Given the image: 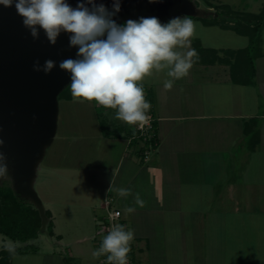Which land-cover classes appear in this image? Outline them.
I'll list each match as a JSON object with an SVG mask.
<instances>
[{
  "label": "crops",
  "instance_id": "crops-1",
  "mask_svg": "<svg viewBox=\"0 0 264 264\" xmlns=\"http://www.w3.org/2000/svg\"><path fill=\"white\" fill-rule=\"evenodd\" d=\"M233 11L230 16L235 20H227L236 27L240 19ZM262 11H241L240 15ZM193 18L203 27H219L247 39V47L232 51L250 48L248 34L223 28L221 23L209 24L206 17ZM263 31L264 26L254 58L242 53L244 64H253V75L243 68L234 73L232 66L239 63V55L230 61L223 56L228 50L204 46L193 36L190 47L198 60L189 75L176 81L170 91L164 82L158 86L151 82L156 141L151 143L148 160L144 152L150 143L130 134V125L123 122L117 133L103 127L96 137L101 148L92 144L95 152L88 159L70 163L73 169L68 178L75 184L77 177H91L87 191L101 206L100 215L92 209L84 211L87 221L96 225L115 210H110V199L121 211L118 222L134 230V264H264ZM212 67L214 71L206 75ZM57 138L69 145L70 139L58 136L57 129L51 145ZM80 140L73 141L77 145ZM120 188L130 189L131 195L121 197ZM136 194L143 207L136 203ZM128 207L135 211L126 213ZM50 216L54 221L55 216ZM90 236L71 243L69 257L49 254L47 264H96L90 248L82 245L93 240ZM61 239L58 234V242ZM98 246L97 242L94 249Z\"/></svg>",
  "mask_w": 264,
  "mask_h": 264
},
{
  "label": "clouds",
  "instance_id": "clouds-1",
  "mask_svg": "<svg viewBox=\"0 0 264 264\" xmlns=\"http://www.w3.org/2000/svg\"><path fill=\"white\" fill-rule=\"evenodd\" d=\"M120 4L121 0H113L109 10L102 0H77L75 7L68 0H0L4 7L14 6L33 39H39L42 30L55 45L62 33L68 34L69 47L78 49L76 58L62 60L59 68L70 75L74 102H95L96 106L116 110V119L142 126L148 122L151 108L143 81L164 73L168 79L163 87L170 91L176 81L189 75L198 60L196 50L190 47L196 26L186 16L167 23L153 16L118 24L113 17L120 11ZM54 67L56 62L51 59L43 65L37 60L33 70L48 74ZM3 143L0 139V146ZM7 172V158L0 151V177ZM117 191L121 197L131 195L130 189ZM135 200L144 206L139 194ZM134 211L132 207L125 209L126 213ZM134 237L133 229L113 224L92 255H106V264H129Z\"/></svg>",
  "mask_w": 264,
  "mask_h": 264
},
{
  "label": "rangeland",
  "instance_id": "rangeland-1",
  "mask_svg": "<svg viewBox=\"0 0 264 264\" xmlns=\"http://www.w3.org/2000/svg\"><path fill=\"white\" fill-rule=\"evenodd\" d=\"M191 1L193 2L195 8H197L196 10L200 12V15L206 17L210 21L214 20L216 23L221 24H224L227 21L224 19L227 11H229V13H231V10H235L238 13L241 11H253L258 13L262 11L261 9L264 7V0ZM185 4L186 5L182 10L181 15L191 12L189 1L187 0ZM209 4L214 7H211ZM220 14H222V16H218ZM191 20H193L196 26L194 36L199 37L204 46L224 49L228 50L226 52H231L232 50L242 49L247 45V39L236 35L234 32L223 31L219 27L206 28L203 27L197 19L192 17ZM116 22L121 24L126 21ZM262 39L264 46V33L262 35ZM226 52L222 55L227 57ZM256 52L257 50L254 51V54ZM228 58L231 61L233 56L228 55ZM213 69V67L208 69L205 74L210 76L211 72L214 71ZM243 69H245V67ZM167 78L168 77H166L164 73H160L158 75L154 74L152 77H146L143 81L146 95L148 94L152 96V87L155 88L156 85H160L159 83L164 82ZM151 82H153L155 86H152ZM69 83L70 82L61 87L63 90L58 95L59 111L56 127L58 136L64 135L70 139V142L68 143L69 145L67 146L65 141L57 138L55 143L51 145V147H48L49 149L46 148L47 155L40 165V171L38 169L39 172L37 173L38 175L34 184V189L42 201L46 216V212L50 211L49 213L53 214L55 219L52 221L53 218L51 216L50 218L47 216L50 220L45 224L44 232H46L48 236L40 233L42 228V222H40L37 238L28 240L27 242L22 243L20 241H13L4 234L0 233V262L3 258H5L8 252L17 247L23 248L31 245L35 246L37 251L36 254H33L34 252H28L26 254L14 255L9 261L10 264H47L49 262L48 260H50L49 256H51L49 254L51 253L56 255L62 253L63 256L69 257L70 254L67 252H70L72 247L71 243L84 235L93 236V240L90 239L86 243L82 244L85 248H90L91 255L92 251L96 250L94 249V244H97L98 242L100 245L101 243L99 238H101L100 236L102 235L98 232L99 224L101 222V225L105 223V218L108 214L103 216V220H98L96 225L95 222L87 221V212L84 211H87L88 209L90 211L92 209L93 212L100 215L99 212L101 210V206L100 204L96 205L99 200L94 201L90 195L91 193L87 191V187L89 186L87 182L91 180V177H88L89 180L88 178L81 179L80 177H77L78 179H76L75 184H73V181L68 178V175L71 174L69 170L73 169L71 168L70 163H73L74 159L81 162L83 159H88L91 152H95L91 146L92 144L96 145L97 150L101 148V141L100 139H96V137H99L100 133L104 131L101 124L102 122L105 123L107 128H114L115 133H117V128L121 126L123 122L115 118L116 110L114 109H106L102 106H96L95 102H92L91 104L88 102L79 103L74 102L72 97L69 99L68 96H71L70 89L68 88L64 90ZM146 100L148 101L147 98ZM86 137H88V139L85 141L84 138ZM77 139H81L80 141H82V143H77L76 145L73 140ZM84 142H87L88 144L84 145ZM4 154L7 158L8 172L6 176L0 177V207L5 199H10V203V201H14L15 196H17L25 201L31 208L37 210L35 204H33L30 199H26L25 197L19 195V193L15 190L14 180L11 174L15 157L13 153L4 152ZM84 175H82V177ZM64 179L67 180L63 181ZM67 181L70 184V189L69 185L67 187ZM108 202L110 204V210L116 209L112 200L109 199ZM91 205H96L95 208L98 207V210L92 208ZM10 213L11 215L13 214L14 218H18L22 215L19 219L20 222L24 221L26 218L27 219L24 222H32L31 215H29V217H24L23 213H19L20 216H18V211L14 206H10ZM11 215H9V217ZM10 219H12V217H10ZM33 219L36 220V217H33ZM58 234L62 235V239L59 242L57 240ZM92 259H94V262L97 264V258L92 257Z\"/></svg>",
  "mask_w": 264,
  "mask_h": 264
},
{
  "label": "water",
  "instance_id": "water-1",
  "mask_svg": "<svg viewBox=\"0 0 264 264\" xmlns=\"http://www.w3.org/2000/svg\"><path fill=\"white\" fill-rule=\"evenodd\" d=\"M187 0H121L115 21L157 17L167 23L177 16L203 17L189 1L191 12L181 15ZM75 7L77 0H68ZM101 2V0H97ZM111 10L113 0H102ZM121 23V22H120ZM77 48L69 47L68 34L62 33L55 45L41 30L39 39H33L23 26L14 6L0 5V151L13 153L12 177L19 195L30 199L38 210L41 233L48 236L45 224L49 221L41 199L34 189L37 171L46 148L55 137L58 118V95L61 87L70 82V75L60 70L59 63L76 58ZM48 59L56 67L45 74L33 70L38 60L41 65Z\"/></svg>",
  "mask_w": 264,
  "mask_h": 264
},
{
  "label": "trees",
  "instance_id": "trees-1",
  "mask_svg": "<svg viewBox=\"0 0 264 264\" xmlns=\"http://www.w3.org/2000/svg\"><path fill=\"white\" fill-rule=\"evenodd\" d=\"M209 5L211 6V4ZM211 7H214V6H211ZM224 8H227V7H224ZM231 13H234V11L231 10ZM231 13L227 11V14L225 13L224 19L227 20L229 18L231 20H235V17L233 15L230 16ZM236 14L238 16L237 19H240V20H237L238 23L236 24V27L229 26L228 25L229 20L226 21L227 22L226 24H222L221 26L226 29L235 28L236 31L239 33L248 34L250 37V41H251L250 48H248V50H245V51L244 50L237 51V52L229 51L226 53L227 55L230 54L232 56L239 55V63L234 64L232 66L234 69V73L236 69L245 67L247 71H249L250 69V73H252L253 75L254 66L251 63V61L249 62L250 66L247 63L244 64V56H242V53H245V52L249 53L251 59H253L254 55L257 53L256 52L254 54V51L259 49L260 36H261L260 33H261L262 27L264 26V7H263V11L258 15H251V14L240 15L241 13H238V12H236ZM218 16H222V14ZM188 18L191 19L192 17H188ZM213 22L215 21L214 20L210 21L209 24H216V22L215 23ZM252 23L254 25L251 27L250 24ZM68 88H69V85L64 90ZM68 98L71 99V96L69 95ZM146 98L151 104V96L147 94ZM150 111H151V108H150ZM101 124H102V127L107 128L105 123L102 122ZM130 127H131L130 134L136 133V137H138V134H137L138 132L135 130L134 126H130ZM9 200L10 199H5V201L2 203L0 207V233L4 234L6 237L10 238L13 241H20L22 243L27 242L28 240H31V239H36L37 233L39 232V228H40V222H41V217L38 211L31 208L25 201L18 198L17 196H15L14 201L11 200L10 203H9ZM10 206L11 207L14 206L15 209H17L18 216H20L19 213H23L24 217L26 216L29 217V215H31L32 222H24L27 218L24 221L20 222L19 219L22 215L18 218H14L13 214L11 215L10 213ZM33 213H34V216H33ZM46 213H47V216L50 218V213L48 211ZM9 215H11L10 217H12V219H10ZM33 217H36V220L33 219ZM36 251H37V248L31 245H28L23 248L22 247L14 248L10 252H8L5 258H3V260H1L0 264H10L9 261L14 255L26 254L28 252L36 253Z\"/></svg>",
  "mask_w": 264,
  "mask_h": 264
},
{
  "label": "built area",
  "instance_id": "built-area-1",
  "mask_svg": "<svg viewBox=\"0 0 264 264\" xmlns=\"http://www.w3.org/2000/svg\"><path fill=\"white\" fill-rule=\"evenodd\" d=\"M149 120L146 124L142 125V126H134L135 130L138 132V138L141 139L143 142H149L150 144L148 145L147 150H145L144 152V159L148 160L149 156H150V152L153 149V146L151 145V143L153 141H156V132L154 129V117L151 111H149ZM155 145V144H154ZM108 207V205H107ZM121 216V211L120 210H113L112 212L108 213V216L105 218V223L101 225V223L99 224V234L102 235L100 236V242L103 238V236H105L108 231L111 229L113 224H120L119 218ZM98 240V239H97ZM100 262L101 264H106L107 262V257L106 255L103 256L102 258H100ZM129 264H134V257L132 254V250L129 253Z\"/></svg>",
  "mask_w": 264,
  "mask_h": 264
}]
</instances>
